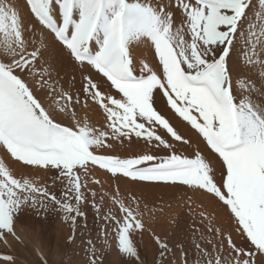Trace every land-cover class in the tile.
Masks as SVG:
<instances>
[{"label": "snow or ice", "instance_id": "1", "mask_svg": "<svg viewBox=\"0 0 264 264\" xmlns=\"http://www.w3.org/2000/svg\"><path fill=\"white\" fill-rule=\"evenodd\" d=\"M0 264H264V0H0Z\"/></svg>", "mask_w": 264, "mask_h": 264}, {"label": "rangeland", "instance_id": "2", "mask_svg": "<svg viewBox=\"0 0 264 264\" xmlns=\"http://www.w3.org/2000/svg\"><path fill=\"white\" fill-rule=\"evenodd\" d=\"M145 55H149L148 53H144ZM160 107V105H158ZM174 124H177L176 120L172 121ZM179 127V125L177 124ZM180 131L184 132V128L180 127ZM102 178V177H101ZM105 182V186L107 187L108 180L103 178ZM123 185V180L119 181ZM115 187V184H113ZM137 190L139 192L144 193V199L147 200L148 206L150 209H153L156 214V228L157 231L162 234L171 233L170 239H175L177 235L181 232L186 233L188 230V226L193 223V218L190 215V211L186 206L183 205V201L187 199L189 195H193L188 192L186 189H168L163 187H142L137 186ZM196 201H203L205 205L208 204V199L206 197L200 196L196 194L194 197ZM216 207V215L222 216L223 210L217 205ZM211 211V208L209 209ZM177 216L179 219V224L176 227L168 224L169 218ZM198 223V218L196 220ZM217 225L221 223L220 219L216 221ZM67 232H60L57 227L56 222L50 221L44 227L43 238L45 240L46 246H55L57 243L63 245L64 236ZM138 243H141V252L143 254V244L149 241L148 234L145 233L143 240L140 241V238H137ZM47 250V247H46ZM69 260L77 259V257L72 254L71 249L69 248Z\"/></svg>", "mask_w": 264, "mask_h": 264}, {"label": "bare ground", "instance_id": "3", "mask_svg": "<svg viewBox=\"0 0 264 264\" xmlns=\"http://www.w3.org/2000/svg\"><path fill=\"white\" fill-rule=\"evenodd\" d=\"M186 131V129L184 128V132Z\"/></svg>", "mask_w": 264, "mask_h": 264}]
</instances>
